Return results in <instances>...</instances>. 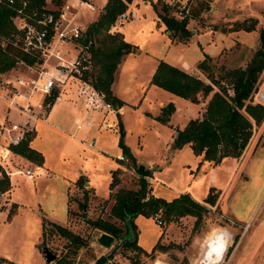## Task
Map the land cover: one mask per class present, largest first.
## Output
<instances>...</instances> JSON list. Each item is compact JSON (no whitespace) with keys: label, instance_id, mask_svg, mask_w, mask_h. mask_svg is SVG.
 Instances as JSON below:
<instances>
[{"label":"rangeland","instance_id":"obj_1","mask_svg":"<svg viewBox=\"0 0 264 264\" xmlns=\"http://www.w3.org/2000/svg\"><path fill=\"white\" fill-rule=\"evenodd\" d=\"M67 1L62 0L60 5L50 2L46 6L58 11ZM87 1L95 10L80 9L75 23L84 24L101 12L104 0ZM147 1L150 4L136 0L137 20L114 24L124 27L125 36L138 50L124 65L115 84L118 96L125 101L122 106L124 141L137 158L136 164L153 173L156 180L153 176L147 178L151 194L156 192L171 200L180 193H188L202 203L209 189L214 187L218 192L215 205L207 206L197 227L192 216L165 222L158 215L162 221L158 224L156 216L138 215L134 220L138 229L137 244L148 254L121 245L108 258L120 240L115 238L111 247H103L96 241L102 231L88 220H110L123 232V222L109 216L113 204L110 195L120 188L136 189L138 170L127 158L116 160L118 149L108 139L105 138L108 143L99 145L101 149L97 150L87 145L91 138L89 133L84 135L85 141L78 138L82 131L76 132L77 137L71 135L70 121H65L59 112L48 115L51 107L44 106V109L34 111L35 117L48 115V119L36 121L37 134L32 142L43 155L42 165L24 159L22 162L12 160L11 166H7L9 171L16 172L10 178L11 193L0 197V264H55L57 259H66L72 264H94L101 256L108 258L106 264H155L157 261L202 264L206 249L216 255L213 248L218 246L221 236L226 245L218 264H264V119L259 124L252 121V136L241 156L226 157L213 164L204 161L202 155L195 156L187 144L179 148L173 146L177 130L183 129L190 119L202 116L211 94L199 96V102L194 103L151 83L152 73L160 60L180 64V59L187 58L192 66L188 65L186 71L205 81H208L205 73L197 67L205 54L210 57L207 64L216 77L221 75L222 67L244 68L260 45L264 0H189L183 4L162 0L173 6L171 14L188 19L189 46L173 45L168 41L156 25L150 6L156 5L160 9L161 3ZM251 24H254V30L241 29ZM234 31L242 33L237 35ZM70 49L73 55L72 46ZM68 56L65 55L66 59L71 60ZM48 63L55 64L56 60L50 59ZM33 66V70H29L19 63L7 73L10 77L34 76L40 65L35 63ZM89 80L90 77L85 82L90 84ZM71 81L78 83L80 80L71 75L52 92L58 96ZM223 85L231 95L227 80ZM6 86L2 84L0 88ZM214 90L218 88L214 87ZM37 96L40 99L36 95L32 103ZM170 102L174 109L168 122L162 123L155 117L162 111L161 103L166 106ZM252 102L264 104V71L259 75ZM0 108L4 116L0 122L7 124L10 120L26 124V131L34 134L30 126L32 117L8 109L1 95ZM26 169L31 171V176L25 174ZM112 169H118L119 182L110 189ZM5 175L8 176L6 172ZM81 176L85 179L83 186L76 183ZM50 222L79 235L85 245L72 253L75 246ZM157 242V249L151 251ZM44 248L55 254L53 261L45 260ZM7 253L13 260L2 256Z\"/></svg>","mask_w":264,"mask_h":264},{"label":"trees","instance_id":"obj_2","mask_svg":"<svg viewBox=\"0 0 264 264\" xmlns=\"http://www.w3.org/2000/svg\"><path fill=\"white\" fill-rule=\"evenodd\" d=\"M22 1H26L24 7H22ZM131 1L107 0L97 19L92 25L87 26L86 37L82 41L84 44L88 39L92 40L89 49L91 68L84 72L81 79L85 81L90 77L88 81L90 85L102 93L104 100L115 106L116 110L122 107L123 102L111 90L114 74L123 57L129 53L137 52V48L126 42L122 34L111 33L110 29L115 24L117 15L126 10L127 4ZM61 2L62 0H52L55 5H60ZM157 2L161 3L160 9L156 5H154V9L159 21L165 25L166 31H169L170 37L178 42H187L191 36V30L187 27L188 19L185 16L177 18L170 13L173 6L162 0H157ZM19 8H22L27 16H32L35 13L34 19L47 12L53 13L55 17L58 15V11L48 8L43 0H15L13 5L0 4V74L14 68L20 60L27 65L42 62L41 58L34 57L21 49V40L18 41V45L14 44L19 32L16 30L12 18ZM34 19L30 18L29 20L34 22ZM241 29L250 32L254 30V24ZM259 42V48L253 53L244 68L225 69L222 67L219 77H216L208 66L207 60L210 57L205 54L204 58L198 62L197 67L205 73L208 81L164 60L158 62L151 77L152 84L194 103L199 102V96L206 97L211 94L202 116L190 119L183 129L177 130L174 147L179 148L184 144H189L195 156L202 155L204 161L213 164L220 163L226 157L241 156L252 136V121L259 124L264 119V104L252 102V94L256 90L259 75L264 71V27L259 32ZM225 80L230 86L231 95H228V89L223 85ZM214 87H217L218 90H214ZM56 97L57 93L53 91L46 101L53 104ZM173 109V104L170 102L155 118L162 123H167ZM116 116L118 147L122 156L130 161L131 166L137 168L138 187L136 189L120 188L110 195L113 204L109 216L123 222V232L121 227L107 219L97 218L88 220V222L96 229L106 232L116 239H124L122 244L124 248H132L148 254L137 244L138 229L134 220L138 215L145 217L159 215L165 222L192 216L195 218L194 226L197 227L208 210L207 206L215 205L218 192H215L216 189L211 187L202 203L193 199L188 193H180L171 200L151 194L147 179L151 177V172L149 169H139L136 158L124 141L125 130L118 111ZM33 136L34 134L26 132L24 139L16 145H11L9 149L37 165H42L43 155L30 146ZM0 173V191L5 192L10 188V180L1 167ZM118 174V169L112 171L110 189L118 184ZM76 183L83 186L85 184L84 176H81ZM50 224L70 244L75 246L72 253L85 245L82 237L66 227L54 222H50ZM158 244V242L155 243L151 251L156 250ZM65 260L57 259L55 264H72L71 261ZM107 261L106 256H101L94 264H106Z\"/></svg>","mask_w":264,"mask_h":264},{"label":"built area","instance_id":"obj_3","mask_svg":"<svg viewBox=\"0 0 264 264\" xmlns=\"http://www.w3.org/2000/svg\"><path fill=\"white\" fill-rule=\"evenodd\" d=\"M14 1L0 0V4L13 5ZM43 1L45 4L52 2V0ZM25 5L26 1H22V7ZM81 8H87L91 11L95 9L87 0H73L71 2L68 0L58 10L56 17L53 13L47 12L34 19L35 13L32 16H27L22 8L16 10L12 20L19 34L16 35L14 44L18 45V41L21 40V49L34 57L41 58L42 62L39 64L40 68L35 70L34 76L21 74L10 77L7 72L0 74V85H7L4 89L0 88V95L1 99L6 102L8 109L35 117L34 111L37 108L42 110L44 106L45 108L52 106L50 102L46 101V98L51 95L54 87L64 84L71 75L77 77L84 84L81 94H84L83 102L86 109L109 110L113 108V105L104 100L102 93L81 79L84 72L91 68L89 49L92 40L88 39L83 44L86 28L75 24L72 18L67 17L68 14H72ZM30 18L34 19V22L30 21ZM135 18V12L126 9L117 15L115 23H123ZM68 45H71L75 51L73 55L65 49ZM69 54L70 56H68ZM65 55L71 60H67ZM50 59H55L56 63L49 64ZM19 63L25 64L21 60L17 62V64ZM33 65L25 64L29 70H33ZM36 95H39L40 99L38 98L39 100L36 99L32 103V99ZM41 115L43 116V114ZM42 118L46 119V116ZM25 126L26 124L20 125L10 120L7 124L0 122V147L9 149L11 145H16L22 141L27 132ZM120 160H125V158L122 156ZM25 174L32 175L29 169L25 170ZM2 195L3 193L0 192V197ZM156 217L157 223L161 224L162 221L158 219V215Z\"/></svg>","mask_w":264,"mask_h":264},{"label":"crops","instance_id":"obj_4","mask_svg":"<svg viewBox=\"0 0 264 264\" xmlns=\"http://www.w3.org/2000/svg\"><path fill=\"white\" fill-rule=\"evenodd\" d=\"M69 1L71 2L73 0H69ZM176 1H179V2H181V4H183L184 2L186 3L189 0H176ZM106 2H107V0H104V3L101 5L102 9L105 6V3ZM143 3L144 4H147V5L150 4L149 1H147V0H143ZM136 6H138L137 3H136V0H133V3H131L130 5H127V7H129L128 9L134 11L135 14H136V18L134 20H130V21H135V20L138 19V15H137V13L135 11ZM150 6L152 7V10H153V13H154L153 14L154 15L153 16V19L155 20L156 25L157 26H160V29L162 30V32L165 33L166 38L168 39V41L171 44H173V45L189 46L190 43H188V42H178V41L173 40L170 37L169 31H166V29H165V25L162 22L159 21V19L157 17V14L155 12V9H154V5H150ZM181 6L184 7L185 5H181ZM85 9H87V8H85ZM102 9H101V11H102ZM79 10L80 9H78L77 11H74L72 14H68L67 15L68 18H72L73 19V22L74 23H75L74 20H75L77 14L79 13ZM87 10H89V9H87ZM89 11H91V10H89ZM97 17L95 19H90L89 21H87L84 24L83 23H75V24L80 25L83 28H87V26L92 25V23L97 19ZM127 22H129V21H127ZM110 32L111 33H120V34H122L123 39L126 42H129L130 41L125 36V34H124V27L121 24L113 25L111 27V29H110ZM234 32L237 35H239V34L242 33V32H238V31H234ZM70 46L71 45L66 46L65 49L67 51H69V53L71 54V51L72 50L70 49ZM137 52H138V50H137ZM137 52H135V53H137ZM135 53H129V54H127V55H125L123 57L120 65H119V67L117 68V70H116V72L114 74V80H113V82L111 84V90H112L113 94L118 99H120L123 102V104H124L125 101L118 96V93L116 92V89H115L116 79L118 77V74L124 68V65H126V63L129 61V59L132 58ZM198 59L199 58L197 57V60ZM158 62H157V64H158ZM157 64H156V66H157ZM169 64H171V63H169ZM171 65L176 66V67H178V68L183 69V70L186 71L187 70V66L188 65H191L192 66V63L189 60H187V58H182V59H180V64H171ZM155 69H156V67H155ZM155 69H154V71H155ZM154 71H153V73H154ZM154 86H156V85H154ZM83 87H84V84H83L82 81H78V83L77 82H72V81L71 82H68L67 85L65 86V90H63L62 92H60V94L56 97L54 103L51 106V109L49 110L48 115H50V114L51 115H55V113H57V112H59L60 114L62 113V118H64V120L67 121V122L70 121V123H71L70 124V127H69L70 130L72 129L71 135L77 137L76 132L82 131V134H80V137H78V138L81 139L82 141H85V140H83V137H84V135H86V134L89 133L90 136H91V138L87 142V145L90 146V147H93V148H95L97 150H100L101 149L99 147V145H104L105 146L108 143V140H109L110 143L112 145H114L115 148L118 149V153L116 155V160L121 161L120 160V157L122 156V153H121L120 148L118 147V126H117V116H116V112L118 111L120 113V118H121V121H122V111H123V108L121 107L118 110L113 109V108L112 109H109V110L108 109H91V110H87L85 108L84 102H83V96H84V94H81V91H82ZM142 88H144V86H142ZM37 99H38V96H37ZM3 104L6 105V102L4 100H3ZM161 106L163 108L164 107V103H161ZM48 115H47L46 119L32 117L33 122L30 125V126L33 127V130H34V136H33L32 140L30 141V146L32 148H34L32 146L33 139H34V137L37 134L36 121L38 119H41V120L46 121L48 119ZM2 117L4 118V116L2 114V111H1V108H0V121H1V118ZM105 138L108 139V140L107 141L104 140ZM187 145H189V144H187ZM34 149H36V148H34ZM24 159L26 161H29L28 159L20 156L19 154L14 153L13 151H11L8 148H2V147H0V167H1V169L3 171L6 172V174H8L9 180H10L11 176L16 171H13V172L12 171H9L7 166H11L12 160H18V161L22 162V160H24ZM0 175H1V173H0ZM152 176H153V179L156 180L154 178L153 173L151 172V177ZM10 186L12 187L11 181H10ZM10 190H11V188L9 190L5 191V193L2 192L3 195L4 194H7L9 192L11 193ZM152 194L154 196H158L156 192H153ZM158 197H160V196H158ZM2 256L4 258H8L9 260H13V256H11L8 253L7 254H3Z\"/></svg>","mask_w":264,"mask_h":264},{"label":"water","instance_id":"obj_5","mask_svg":"<svg viewBox=\"0 0 264 264\" xmlns=\"http://www.w3.org/2000/svg\"><path fill=\"white\" fill-rule=\"evenodd\" d=\"M113 109H116L115 106H113ZM139 169L140 170H143L144 167L143 165H139ZM114 237L106 232H102L96 239L97 243H99L100 245H102L103 247L105 248H109L111 247L113 241H114ZM124 242V239H121L120 242L118 243V245L115 247V249H113L112 253H110L109 255H107L108 258H110L112 256V254L123 244ZM43 254H44V257H45V260L47 262H51L55 259V254H53L51 251H49L47 248H44L43 249ZM214 262V261H213ZM210 263V264H213ZM218 264V262H217Z\"/></svg>","mask_w":264,"mask_h":264},{"label":"clouds","instance_id":"obj_6","mask_svg":"<svg viewBox=\"0 0 264 264\" xmlns=\"http://www.w3.org/2000/svg\"><path fill=\"white\" fill-rule=\"evenodd\" d=\"M226 242L223 240V237H219V242H218V246L213 248V251L216 253V261L213 262V264H217V262L220 260L221 258V253L223 252L224 248H225ZM212 256V252L208 253V258L211 259Z\"/></svg>","mask_w":264,"mask_h":264},{"label":"bare ground","instance_id":"obj_7","mask_svg":"<svg viewBox=\"0 0 264 264\" xmlns=\"http://www.w3.org/2000/svg\"><path fill=\"white\" fill-rule=\"evenodd\" d=\"M209 252H212L210 249H206L204 251V254H203V262L202 264H210L212 263L213 261H216V255L212 252V256H211V259L208 258V253ZM221 261H218V263H220ZM155 264H164V263H161L159 261L155 262Z\"/></svg>","mask_w":264,"mask_h":264}]
</instances>
